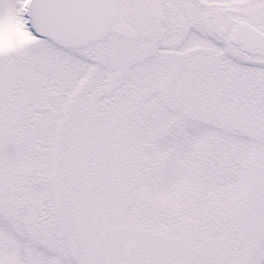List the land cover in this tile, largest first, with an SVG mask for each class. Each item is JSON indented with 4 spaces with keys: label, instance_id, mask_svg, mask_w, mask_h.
I'll return each mask as SVG.
<instances>
[{
    "label": "snow or ice",
    "instance_id": "1",
    "mask_svg": "<svg viewBox=\"0 0 264 264\" xmlns=\"http://www.w3.org/2000/svg\"><path fill=\"white\" fill-rule=\"evenodd\" d=\"M0 264H264V0H0Z\"/></svg>",
    "mask_w": 264,
    "mask_h": 264
}]
</instances>
